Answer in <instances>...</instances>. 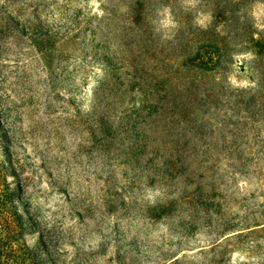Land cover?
<instances>
[{"label":"rangeland","instance_id":"rangeland-1","mask_svg":"<svg viewBox=\"0 0 264 264\" xmlns=\"http://www.w3.org/2000/svg\"><path fill=\"white\" fill-rule=\"evenodd\" d=\"M239 3L0 0L1 217L31 263L264 264V0Z\"/></svg>","mask_w":264,"mask_h":264},{"label":"trees","instance_id":"trees-1","mask_svg":"<svg viewBox=\"0 0 264 264\" xmlns=\"http://www.w3.org/2000/svg\"><path fill=\"white\" fill-rule=\"evenodd\" d=\"M241 1L242 0H239L240 3ZM6 198H8L11 202L12 197L11 195H8L7 190H0V264H33L31 263V259L33 257L31 250H29L25 246H23V249L14 248V246H12L14 240L17 241L22 237L23 229L20 215H18L17 212L16 214L15 212L13 213L14 217L10 222H5L4 218L1 217V206L3 207V205L6 203ZM2 222L4 223L2 224ZM230 237L231 236H223L214 240L211 244L208 245V248H202L201 253L210 251L211 253H218L217 255H223L229 252V250H231L229 247V242L231 241V239L235 238ZM212 260V263L216 261L215 258H213ZM239 263H242V261H240Z\"/></svg>","mask_w":264,"mask_h":264}]
</instances>
